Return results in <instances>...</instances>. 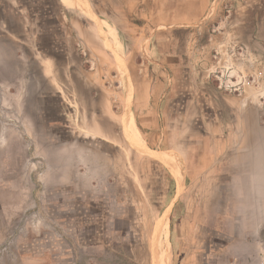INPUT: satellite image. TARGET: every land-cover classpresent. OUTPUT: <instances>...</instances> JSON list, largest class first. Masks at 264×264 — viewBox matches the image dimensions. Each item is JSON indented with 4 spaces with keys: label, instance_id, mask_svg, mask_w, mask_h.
<instances>
[{
    "label": "rangeland",
    "instance_id": "1",
    "mask_svg": "<svg viewBox=\"0 0 264 264\" xmlns=\"http://www.w3.org/2000/svg\"><path fill=\"white\" fill-rule=\"evenodd\" d=\"M66 1L0 0V264L221 262L182 146L209 100L264 106V0Z\"/></svg>",
    "mask_w": 264,
    "mask_h": 264
},
{
    "label": "crops",
    "instance_id": "2",
    "mask_svg": "<svg viewBox=\"0 0 264 264\" xmlns=\"http://www.w3.org/2000/svg\"><path fill=\"white\" fill-rule=\"evenodd\" d=\"M9 8H13L14 15L23 14L22 9L16 10L14 5ZM45 8L46 18L47 3ZM6 24L12 31H17L13 23ZM106 33L105 28L100 34L112 46L113 39ZM5 66L0 61V68L5 70ZM30 78L35 76L30 74ZM11 79L8 81L7 77V83H11ZM261 103L238 98L230 100L224 96L217 110L222 114L218 120L211 114L216 112L211 100L201 104L206 112L205 120L195 119L194 123L208 127L213 133L207 138L206 152H195L196 146L191 141V145L185 142L182 146L185 194L215 191L214 195L205 198L197 194L192 204L197 208L192 221L203 225L214 220L221 225L223 241L218 260L222 263L216 264H264V106ZM225 110L231 113L228 119L223 117ZM175 144L182 145L177 140H174ZM64 151L70 155L74 150ZM179 249L177 253H180Z\"/></svg>",
    "mask_w": 264,
    "mask_h": 264
},
{
    "label": "water",
    "instance_id": "3",
    "mask_svg": "<svg viewBox=\"0 0 264 264\" xmlns=\"http://www.w3.org/2000/svg\"><path fill=\"white\" fill-rule=\"evenodd\" d=\"M90 14H91V16L96 20V23L98 24V26H99V28H100V25H99V23H98V21H97V17L94 16V15L92 14V12H90ZM100 30H101V29H100ZM100 33H102V30H101ZM118 62H119V65H120V66L123 65L121 59H120V61H118ZM128 100H129V96L127 95V104H128ZM124 134H125L127 140H128V141H129V142H130L135 148H138L139 150H142V151H144V152H148V153L151 154V156H153V157H155V158H157V159L163 161V158L160 156V154H159L157 151L152 150V149H149L148 147H146V146L142 145L141 143L137 142L132 136H130V135L128 134V132H127L125 129H124ZM169 212H170V211H169ZM166 214H167V213H166Z\"/></svg>",
    "mask_w": 264,
    "mask_h": 264
},
{
    "label": "bare ground",
    "instance_id": "4",
    "mask_svg": "<svg viewBox=\"0 0 264 264\" xmlns=\"http://www.w3.org/2000/svg\"><path fill=\"white\" fill-rule=\"evenodd\" d=\"M167 253V250L166 251H164V254H166Z\"/></svg>",
    "mask_w": 264,
    "mask_h": 264
}]
</instances>
